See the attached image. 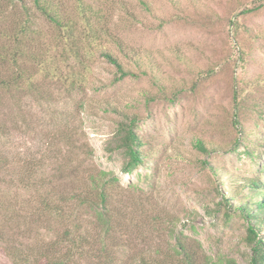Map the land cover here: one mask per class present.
<instances>
[{"label":"rangeland","instance_id":"1","mask_svg":"<svg viewBox=\"0 0 264 264\" xmlns=\"http://www.w3.org/2000/svg\"><path fill=\"white\" fill-rule=\"evenodd\" d=\"M48 1L64 20L78 19L76 29L85 18L97 33L145 50L152 64L144 59V68L158 80L142 76L114 81L113 66L95 49L101 41L85 44L93 51L87 67L73 61L61 67V73L80 77L81 86L47 79L43 102L36 104L43 107L33 112L43 121L25 112L10 116L1 198L20 207L15 202L29 197L8 182L17 174L22 153L41 150L37 170L43 173V187L55 192L72 196L85 177L79 172L83 168L117 176L119 186L110 201L112 230L94 246L105 245L113 264L141 259L177 264V239L195 264H249V221L240 204L249 201L255 212L264 198L263 190L242 187L252 178L264 188V148L258 143L264 142V0H147L153 14L136 0ZM259 3V9L243 12ZM230 19L241 23L237 32ZM36 26L43 29V52L63 39L44 17ZM107 39L105 45L120 56L111 37ZM146 96L153 98L146 102ZM115 107L139 116L145 159L129 174L122 171L124 156L110 151L120 118ZM198 139L206 152L196 147ZM74 220L82 232L97 225L93 212L76 207L70 218ZM58 223L42 216L29 224L18 216L3 226L2 238L15 254L24 255L28 247L60 233ZM255 224L264 240V222ZM93 233L98 234L94 228ZM3 247L0 242V264H13Z\"/></svg>","mask_w":264,"mask_h":264},{"label":"trees","instance_id":"2","mask_svg":"<svg viewBox=\"0 0 264 264\" xmlns=\"http://www.w3.org/2000/svg\"><path fill=\"white\" fill-rule=\"evenodd\" d=\"M136 1L140 8L153 14L154 8L149 1ZM170 1L173 2V0ZM191 1L194 4L199 2V0ZM261 4L246 8L243 12L257 10L262 6ZM43 17L58 27V30L62 32V35L59 33V37L63 38H57V43L49 45L45 52H43V29L40 27L38 30L36 26V21L39 18L43 20ZM163 21L164 19L161 20ZM82 22L80 28L76 29L78 19L64 20L57 12H54L51 1L48 0H0V171L6 170L8 166L6 161L8 141L6 140L11 133L8 126L10 116L25 112L40 118L33 112L36 108L43 107L36 104L43 102V82L47 79L57 80L65 87L75 84L81 86L80 77L71 72L61 73V67L71 61L87 67L86 59L93 55V51L85 48V44H89L91 40L101 41L95 49L99 56L113 66L114 81H120L126 77L140 78L142 76L158 80L152 72L144 68V59L152 64L151 57L145 50L125 44L112 35L107 36L106 32L97 33V29L91 23H86L85 18ZM229 22L235 32L240 29L241 23L238 20L230 19ZM99 29L101 30V27ZM109 37L120 56L105 45ZM127 62H131L134 69ZM152 98V96H146L144 99L148 102ZM112 110L120 118L116 122L110 151H118L124 156L122 171L129 174L142 166L145 159V153L142 150L143 141L137 132L139 116L135 112L129 113L116 107ZM40 119L43 121V117ZM240 134L242 135L243 132L240 131ZM258 143L264 148V142ZM195 144L200 151H207V147L201 140H196ZM22 154L20 155L23 156V160L15 171L17 174L10 179L8 185L16 183L20 190L29 194V197L20 203L16 201L15 203L20 206L16 207L11 199L8 200L7 197L3 200L0 195V200H2L0 203V222H2L0 242L4 246V254L11 259L13 264H80L81 260H85L83 264H94L95 260L97 264H113L114 258L108 253L105 245L94 246L97 245L96 242L99 244L100 241H104L112 230L110 201L113 191L119 186L117 176L100 169L94 171L86 168L80 169L79 172L82 175L84 172L85 177L80 178V185L73 189L72 196H67L64 191L55 192L52 188L43 187V173H38L37 170L38 162L43 160L41 150H27ZM248 154L252 155L250 152ZM74 172H78V168ZM242 187L255 192L258 190L264 192L258 179L246 178ZM240 193L241 191L238 192ZM69 198H73V203ZM240 206L242 214L249 221L248 241L252 248L249 264H264V240L254 227V222L256 224L264 222V198L256 203L255 212L252 211L254 209L251 208L249 201H241ZM75 207L86 214L93 212L94 221L92 222L97 225L95 227L93 225L91 231L82 232L80 223H76L77 219L70 221ZM18 216H21L24 222L29 219V224L42 216L49 217L53 221L59 219L57 226L61 228L60 233L51 240L43 241V243L39 241L34 246L28 247L27 252L19 256V253L15 254L12 251L13 246L2 238L5 232L4 227L13 223L14 218ZM93 228L98 232L96 237ZM27 229L29 230V226ZM175 249L176 254L181 258L177 264H195L191 253L178 239ZM137 264L148 263L141 259Z\"/></svg>","mask_w":264,"mask_h":264}]
</instances>
